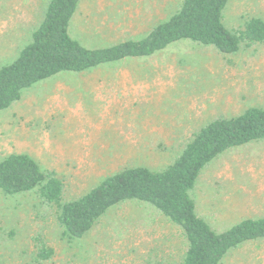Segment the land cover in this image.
I'll use <instances>...</instances> for the list:
<instances>
[{
	"label": "rangeland",
	"instance_id": "rangeland-1",
	"mask_svg": "<svg viewBox=\"0 0 264 264\" xmlns=\"http://www.w3.org/2000/svg\"><path fill=\"white\" fill-rule=\"evenodd\" d=\"M182 1L86 0L88 23L72 21L71 33L87 47L142 38ZM49 2L0 0V68L31 41ZM253 17L264 19V0H230L224 11L230 29L244 28ZM75 73L39 81L0 109V160L9 153L30 155L63 181V202L124 167L162 169L210 120L264 107V42L229 55L185 39L148 58ZM86 81L93 84L92 96ZM71 108L77 113L67 119L64 112ZM197 181L191 194L214 230L264 215V139L219 155ZM58 211L57 204L43 202L37 188L17 194L0 190V264H181L184 259L182 229L148 204L113 206L75 238L63 236ZM42 245L54 250L49 259L38 258ZM221 264H264V240L231 250Z\"/></svg>",
	"mask_w": 264,
	"mask_h": 264
},
{
	"label": "trees",
	"instance_id": "trees-1",
	"mask_svg": "<svg viewBox=\"0 0 264 264\" xmlns=\"http://www.w3.org/2000/svg\"><path fill=\"white\" fill-rule=\"evenodd\" d=\"M230 0H183L180 9L144 37L100 47L75 38L70 24L79 0H50L31 41L11 63L0 68V109L19 100L22 91L64 72H86L125 59L151 57L188 39L236 54L242 45L264 42V19L253 17L242 29L224 23ZM264 139V107L249 106L234 115H220L194 133L166 167L128 166L106 176L89 192L62 201L63 181L26 153H9L0 160V190L17 194L38 189L43 202L57 204L58 221L67 238L82 237L116 205L136 201L150 205L182 229L187 246L181 264H221L229 252L245 243L264 240V215L247 217L216 231L197 212L191 192L201 171L231 148ZM53 249L42 245L38 258Z\"/></svg>",
	"mask_w": 264,
	"mask_h": 264
},
{
	"label": "crops",
	"instance_id": "crops-1",
	"mask_svg": "<svg viewBox=\"0 0 264 264\" xmlns=\"http://www.w3.org/2000/svg\"><path fill=\"white\" fill-rule=\"evenodd\" d=\"M84 1H86V0H79V3H78V7H77V9H76V12H75V14H74V16H73V19H72V21H74V20H77L78 22H81V21H83V22H85L86 24L88 23V21H87V19L89 18V16H90V14H87L86 13V11H85V3H84ZM44 18V17H43ZM72 21H71V24H70V26L72 25ZM40 24V23H39ZM159 24V23H158ZM156 26V25H155ZM81 27H83V26H81ZM85 27V26H84ZM70 30H72V27H70ZM98 69V68H97ZM94 70H96V69H94ZM94 70H91V71H94ZM91 71H86V72H81V73H75V75L74 76H76V77H79V76H77V75H81V74H85V73H87V72H91ZM64 75V74H63ZM67 75V74H66ZM67 77H71V76H67ZM72 80H75V79H72ZM72 80H70V81H72ZM96 83H94V85H95ZM85 90L89 93V96H92L91 95V90H92V86H93V84L91 83V84H89V82H85ZM65 113V117L68 119H70L75 113H77V110L76 109H70V111H69V114H67L66 112H64ZM57 115V114H56ZM58 116V115H57ZM198 182V181H197ZM197 185V184H196ZM195 188H196V186H195ZM194 188V189H195ZM194 198V197H193ZM196 201V200H195ZM196 204H197V202H196ZM197 212L199 213V211H198V204H197ZM200 214V213H199ZM201 216H203L204 217V215H202V214H200ZM205 218V217H204ZM206 219V218H205Z\"/></svg>",
	"mask_w": 264,
	"mask_h": 264
}]
</instances>
